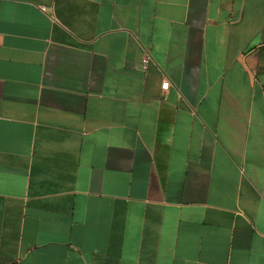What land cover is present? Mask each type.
Wrapping results in <instances>:
<instances>
[{
	"label": "crops",
	"instance_id": "obj_1",
	"mask_svg": "<svg viewBox=\"0 0 264 264\" xmlns=\"http://www.w3.org/2000/svg\"><path fill=\"white\" fill-rule=\"evenodd\" d=\"M0 264H264V0H0Z\"/></svg>",
	"mask_w": 264,
	"mask_h": 264
},
{
	"label": "built area",
	"instance_id": "obj_2",
	"mask_svg": "<svg viewBox=\"0 0 264 264\" xmlns=\"http://www.w3.org/2000/svg\"><path fill=\"white\" fill-rule=\"evenodd\" d=\"M42 10H45V8H42ZM152 62V58L149 55H145L143 58V62H142V69L143 70H147V68L149 67L150 63ZM170 86V83L168 81H165L162 85V89L168 90Z\"/></svg>",
	"mask_w": 264,
	"mask_h": 264
}]
</instances>
